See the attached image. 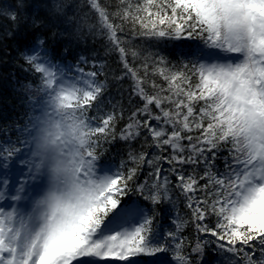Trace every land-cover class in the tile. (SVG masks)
<instances>
[{"label":"snow or ice","instance_id":"obj_1","mask_svg":"<svg viewBox=\"0 0 264 264\" xmlns=\"http://www.w3.org/2000/svg\"><path fill=\"white\" fill-rule=\"evenodd\" d=\"M87 5L85 22L96 17L89 31L119 55L116 79L129 77L143 102L120 138L143 134V147L118 166H98L118 118L117 104L102 107L104 64L80 56L62 65L39 40L25 54L41 82L29 122L17 129L22 147L0 149L5 168L22 151L25 167L14 189L0 188V264H134L142 256L151 264H264V0H117L114 11L100 0ZM0 15L17 18L8 9ZM129 34L176 42L179 62L132 47ZM131 193L152 209L126 201ZM162 204L175 213L163 231ZM188 226L194 242L183 235ZM209 248L217 255L211 262Z\"/></svg>","mask_w":264,"mask_h":264},{"label":"trees","instance_id":"obj_2","mask_svg":"<svg viewBox=\"0 0 264 264\" xmlns=\"http://www.w3.org/2000/svg\"><path fill=\"white\" fill-rule=\"evenodd\" d=\"M21 2L23 7L18 6ZM100 3L114 11L117 0H100ZM57 4L61 5V11L56 10ZM0 9L15 12L17 17L13 20L10 16L0 15V149L7 146V143L15 145L21 141V139L18 141L20 133L17 129L23 128L32 111L30 95L26 89L36 88L41 82L38 74L31 70V66L25 60V54H31L37 42L42 39L49 57L54 62H74L77 54L84 53L89 60H100L104 64V75L99 76V79L106 83L101 97L102 107L105 111H111L112 109L108 110V106L117 104L118 118L113 129L115 137L110 138L109 142H102V155L99 160L118 166L121 160H128L129 151L139 152L144 143L143 134L131 141L121 139L120 134L129 123L128 117L136 107L142 106L143 102L139 97L132 95V81L129 77L116 79L122 74L123 66L119 55L109 51L106 37L89 31L88 25L95 24L96 17L90 15L85 22V14L90 13L87 0H0ZM127 39L131 41L132 47L158 51L174 64L180 60L173 49L176 43L174 41L157 44L140 36L133 37L131 34ZM128 59L131 63L132 58L129 56ZM134 63L139 64L140 61ZM155 79L157 83H163L161 78ZM120 107L123 108V118H119ZM89 115L94 116L96 113L93 110ZM147 151L151 154L153 149L148 148ZM164 167L167 168L168 165L164 164ZM145 175L146 172L142 171L137 182H143ZM172 179L175 183V178ZM125 200H139L149 210L153 207L136 193L129 194ZM170 207L168 204L156 206V211L160 213L157 222L162 231L173 227L170 217L175 213L170 211ZM178 208L181 215L188 213L183 202ZM189 217L190 213L185 219ZM183 235L189 236L194 242L195 232L192 226L186 227ZM206 255L214 257L215 253L209 248Z\"/></svg>","mask_w":264,"mask_h":264},{"label":"rangeland","instance_id":"obj_3","mask_svg":"<svg viewBox=\"0 0 264 264\" xmlns=\"http://www.w3.org/2000/svg\"><path fill=\"white\" fill-rule=\"evenodd\" d=\"M85 57V56H84ZM80 58V57H79ZM79 58H78V60H79ZM87 58V57H86ZM77 60V61H78ZM58 63H60V64H62V65H68L69 63H71V64H73V65H75L77 62H64V63H62V62H58ZM97 65H99L98 63H97ZM82 67H85V69L86 70H88L89 68H90V65H82ZM35 87L33 88H27L26 89V92L28 93V95H30V97L35 93ZM33 92V93H32ZM33 96H35V94L33 95ZM32 111H33V109H32ZM1 158V162L3 163V165H4V163H5V161H4V159H3V155L0 157ZM24 158V153H23V151L20 153V154H18V155H16V157H15V159L14 160H17L18 162L20 161V160H22ZM20 163H17L16 165H19ZM107 167H110V166H103V167H101V168H107ZM10 167H7V168H5L4 166H0V188H3V189H5V191L6 192H10L12 189H14V187L15 186H17V184L19 183V181H21L24 177H23V173L25 172V167L24 166H22L21 165V167L19 168V170L18 171H16V175L14 176L13 175V173L11 174V173H9V171H8V169H9ZM13 172V171H12ZM5 178H7L8 180H9V185L8 186H4L3 185V179H5ZM9 201H7V200H5L4 202H3V205L2 206H5V207H7L8 205H9ZM83 259V258H82ZM133 260H134V264H138L139 262H140V260H139V258L137 257V258H133ZM206 260V259H205ZM207 261V260H206ZM86 262V261H85ZM87 263V262H86ZM95 264H102V262H99V261H96L95 262ZM117 264H118V262H117Z\"/></svg>","mask_w":264,"mask_h":264},{"label":"clouds","instance_id":"obj_4","mask_svg":"<svg viewBox=\"0 0 264 264\" xmlns=\"http://www.w3.org/2000/svg\"><path fill=\"white\" fill-rule=\"evenodd\" d=\"M40 135H42V133L38 130V131H37V136H40ZM65 139H68V137L66 136ZM53 178H54V177H53ZM43 195H44V193L42 192L39 196H37V199L42 198Z\"/></svg>","mask_w":264,"mask_h":264}]
</instances>
